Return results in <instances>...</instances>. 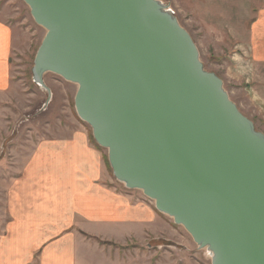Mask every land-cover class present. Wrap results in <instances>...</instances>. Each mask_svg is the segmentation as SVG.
I'll list each match as a JSON object with an SVG mask.
<instances>
[{"label":"water","instance_id":"water-1","mask_svg":"<svg viewBox=\"0 0 264 264\" xmlns=\"http://www.w3.org/2000/svg\"><path fill=\"white\" fill-rule=\"evenodd\" d=\"M23 1L46 30L35 82L50 91L52 72L78 84L77 114L115 178L212 251V264H264V132L205 68L173 9L162 0Z\"/></svg>","mask_w":264,"mask_h":264},{"label":"crops","instance_id":"crops-1","mask_svg":"<svg viewBox=\"0 0 264 264\" xmlns=\"http://www.w3.org/2000/svg\"><path fill=\"white\" fill-rule=\"evenodd\" d=\"M247 2L248 13L255 11L260 19L243 28L234 23L232 51L259 65L264 0ZM219 15L208 9L201 19L212 30L207 18L219 21ZM14 37L12 26L0 20V101L11 88ZM32 158L35 162L18 173L0 164V184L7 192L0 208V264H132L118 252L131 243L144 245L167 219L141 190L127 188L109 172L102 152L80 131L42 143Z\"/></svg>","mask_w":264,"mask_h":264},{"label":"rangeland","instance_id":"rangeland-1","mask_svg":"<svg viewBox=\"0 0 264 264\" xmlns=\"http://www.w3.org/2000/svg\"><path fill=\"white\" fill-rule=\"evenodd\" d=\"M162 1L173 9L180 23L198 42L205 68L223 80L231 99L264 132V63L258 65L255 60L243 59L232 51L237 39L231 35L234 23L242 25L240 28L255 24L260 19L258 13H248L247 0ZM208 9L222 13L219 21L213 20V16L207 18L213 23L212 30L201 19L203 11ZM0 20L12 26L15 36L11 88L4 101H0V164L5 163L18 173L25 163L35 162L32 157L42 143L63 141L80 131L102 152L112 172L107 149L95 141L91 127L76 112L74 98L78 86L52 72L47 73L44 80L51 90L49 96L50 91L35 82L34 58L46 30L34 21L29 6L23 0H0ZM6 195L0 184V208L6 205ZM144 198L149 204L154 202ZM164 217L167 219L160 221L161 227L152 233L153 238L146 237L144 245L123 244L122 251L115 250V253L132 264H212L208 251L200 248L183 226L165 214ZM156 236L164 238L156 239Z\"/></svg>","mask_w":264,"mask_h":264},{"label":"bare ground","instance_id":"bare-ground-1","mask_svg":"<svg viewBox=\"0 0 264 264\" xmlns=\"http://www.w3.org/2000/svg\"><path fill=\"white\" fill-rule=\"evenodd\" d=\"M174 14V13H173ZM180 22V21H179ZM47 73H51V72H44V76H45V74H47ZM55 74V73H54ZM56 75H58V74H56ZM58 76H60V75H58ZM60 77H62V76H60ZM63 78V77H62ZM64 79V78H63ZM43 80H44V78H43ZM64 80H66V79H64ZM66 81H68V80H66ZM68 82H71V81H68ZM44 83H45V85H46V87H47V84H46V82H45V80H44ZM71 83H74V82H71ZM75 84V83H74ZM77 86H78V84H76ZM89 85H90V82H86V87H89ZM39 86V85H38ZM44 88V87H43ZM50 89V88H49ZM78 89V88H77ZM107 95H109L108 93H107ZM49 96H51V90H50V94H49ZM50 98V97H49ZM74 103H75V100H74ZM76 109V108H75ZM77 112V111H76ZM85 122V121H84ZM88 124V123H87ZM89 125V124H88ZM92 129V128H91ZM102 147V146H101ZM104 148V147H103ZM108 151V150H107ZM119 181V180H118ZM122 183V182H121ZM157 209V208H156ZM158 210V209H157ZM159 211V210H158ZM204 249H206L207 251H208V255L210 256V257H212V255H213V252L212 251H210V250H208L207 248H204Z\"/></svg>","mask_w":264,"mask_h":264},{"label":"trees","instance_id":"trees-1","mask_svg":"<svg viewBox=\"0 0 264 264\" xmlns=\"http://www.w3.org/2000/svg\"><path fill=\"white\" fill-rule=\"evenodd\" d=\"M97 144V143H96ZM111 167V166H110ZM112 169V168H111Z\"/></svg>","mask_w":264,"mask_h":264}]
</instances>
